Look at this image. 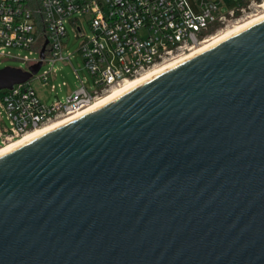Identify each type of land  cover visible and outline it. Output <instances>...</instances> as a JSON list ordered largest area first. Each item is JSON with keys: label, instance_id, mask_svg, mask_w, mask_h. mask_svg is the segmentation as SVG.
<instances>
[{"label": "water", "instance_id": "water-1", "mask_svg": "<svg viewBox=\"0 0 264 264\" xmlns=\"http://www.w3.org/2000/svg\"><path fill=\"white\" fill-rule=\"evenodd\" d=\"M0 264H264V19L1 155Z\"/></svg>", "mask_w": 264, "mask_h": 264}, {"label": "built area", "instance_id": "built-area-1", "mask_svg": "<svg viewBox=\"0 0 264 264\" xmlns=\"http://www.w3.org/2000/svg\"><path fill=\"white\" fill-rule=\"evenodd\" d=\"M231 1L223 11L217 0H193L192 5L189 0H0V61L22 60L27 67L18 69L28 72L29 66L40 62L27 80L0 89V146L80 112L112 87L190 52L225 27L253 15L264 3ZM66 25L80 40L77 52L91 80L89 84L79 80L80 86L63 98L45 102L30 80L49 84V91H54L52 72L41 67L44 62L51 66L64 60ZM21 51L27 54L20 56Z\"/></svg>", "mask_w": 264, "mask_h": 264}, {"label": "bare ground", "instance_id": "bare-ground-1", "mask_svg": "<svg viewBox=\"0 0 264 264\" xmlns=\"http://www.w3.org/2000/svg\"><path fill=\"white\" fill-rule=\"evenodd\" d=\"M260 7H261V10L263 11L261 14L254 13L253 15L248 16L247 18L240 20L238 23L229 25V26L225 27L222 31H220L218 34H216V36H213L209 41L203 43L202 45L197 46L193 50H190V52H186L184 54H181V56L176 57V58L171 59V60H168L165 63L155 65L152 69H149L145 72H142V73L138 74V76H136V77L126 79L124 81V83H122L118 86L112 87L110 89V91H108L107 93L96 98V100H94L91 104L82 108L80 112H77L74 115H68L65 118L53 120L50 123L40 125L36 129L27 131L24 134L18 136L17 138L9 140V142L0 146V156L5 154V153L10 152V150H12L14 148H17L21 145H24L25 142L32 140V139L38 137L39 135L52 130L54 127L67 122V120H70L74 117L81 115V113L96 107V105H99L105 101L110 100V98H112V97H114L120 93H123L125 90L130 89L136 85H139V83L153 77L154 75H156L158 73H161V72L167 70L168 68L172 67L173 65H176V64L182 62L183 60L189 58V57L196 55V53H199V52L203 51L204 49L209 48L211 45H214L218 42L225 40V38L230 37L233 34L238 33L240 30L245 29L249 26H252L254 23L264 19V10H263L264 9V3L261 4Z\"/></svg>", "mask_w": 264, "mask_h": 264}, {"label": "rangeland", "instance_id": "rangeland-1", "mask_svg": "<svg viewBox=\"0 0 264 264\" xmlns=\"http://www.w3.org/2000/svg\"><path fill=\"white\" fill-rule=\"evenodd\" d=\"M193 1V0H189ZM218 6L224 11L228 7H231V0H217ZM259 9L254 13L261 14L263 11ZM264 10V9H263ZM253 13V14H254ZM81 24L83 25V30L86 34H89L90 31L85 24V22L80 19ZM67 29V42L65 47L63 48L61 54L63 55L64 60L55 61L51 66L44 62L42 64L41 70H50L52 72L51 83L55 85V89L53 92H50V85H40L38 79L30 80V84L36 91V94L43 99L45 102H50L54 97L63 98L69 91L80 86L79 80H82L83 83L89 84L91 77L87 73V71L82 66V58L81 55L77 52L79 47L80 40L74 37V32L70 28V26L66 25ZM27 54L26 51H21L19 54ZM66 59V57H68ZM31 57V56H30ZM12 66L15 68H26L27 65L21 60L7 59L0 61V68L5 66ZM61 82L66 84L65 86H61ZM60 84V87L57 85ZM55 93V94H54ZM50 123V122H49Z\"/></svg>", "mask_w": 264, "mask_h": 264}, {"label": "crops", "instance_id": "crops-1", "mask_svg": "<svg viewBox=\"0 0 264 264\" xmlns=\"http://www.w3.org/2000/svg\"><path fill=\"white\" fill-rule=\"evenodd\" d=\"M189 2H190L191 5L193 4V1H189Z\"/></svg>", "mask_w": 264, "mask_h": 264}]
</instances>
